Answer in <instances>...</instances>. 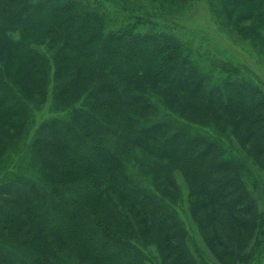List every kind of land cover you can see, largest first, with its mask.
<instances>
[{"label":"trees","instance_id":"obj_1","mask_svg":"<svg viewBox=\"0 0 264 264\" xmlns=\"http://www.w3.org/2000/svg\"><path fill=\"white\" fill-rule=\"evenodd\" d=\"M219 5V23L230 31L246 23L264 40V0ZM254 29L247 30L260 42ZM124 30L109 29L90 0H0V112L10 114L0 117V228L11 233L0 236V264H208L194 256L171 166L195 177L186 185L187 210L206 246L221 257L263 246L264 212L253 197L260 185L246 165L252 158L234 151L243 140L264 153V84L228 64L215 80L170 29ZM38 43L60 54L51 89ZM16 59L21 67L10 75ZM15 76L32 86L36 106ZM72 93L75 101L66 102ZM44 106L55 114L39 121L34 114ZM121 144L156 166L136 175Z\"/></svg>","mask_w":264,"mask_h":264},{"label":"rangeland","instance_id":"obj_2","mask_svg":"<svg viewBox=\"0 0 264 264\" xmlns=\"http://www.w3.org/2000/svg\"><path fill=\"white\" fill-rule=\"evenodd\" d=\"M81 1L85 2L86 0ZM162 1L164 2L165 0H90V7L93 10L100 9L101 7L104 11L109 29L111 27H124V31L128 32L130 35L141 36L148 30L153 34L155 32H160L159 30H163L164 33L165 31H169V29L172 30L173 35L175 34L176 37L180 39L179 41H183L190 45L193 52L199 55V59L205 66L207 65L212 68V75L217 81L220 78L219 74L222 66L228 64L238 70V73L243 74L246 78L252 80L255 78L264 84V45L261 43V41L264 42V40L262 32L252 28L246 23L239 24L238 28L240 30L235 29L230 31L226 27L225 22L219 23L216 15V11H218L219 8L222 10L219 5V0H214L216 3L212 2V0H185L180 5L177 2L176 4L178 6L169 4L172 0L164 2L165 4H161ZM236 12L237 13L234 14L232 13L233 19H236L238 14L241 13L240 10ZM245 29L246 33L249 32L248 30L254 29L261 41L258 42L257 39L251 35L253 34L251 32H249L250 36L241 35L245 32ZM90 31L92 30H87L88 33H90ZM34 38L38 37L35 36ZM34 47L45 55L48 65L46 89H51L53 85L56 84L55 81L61 77V74L54 75V65L59 61L57 56H60V54H58L49 43H38ZM86 47L87 49H92L94 47V42H88ZM22 58L24 62H27V57L24 54ZM85 60L84 57H79L75 60V63L83 64ZM17 67H21L18 59L11 62L10 69L8 70L9 74L13 75L14 69ZM37 77L44 81L45 77L41 74ZM14 80L20 83L18 87L19 93L22 94L30 105L36 106V101L38 102L39 99L33 98L34 90L32 86L28 82L23 81V83H21V79L17 76L14 77ZM78 92L77 90L73 91L74 94L76 93V95L79 96V94H77ZM73 93L70 94L71 96L68 98L65 97L67 94L63 95L61 98L65 97L63 99H66L65 101L67 102L73 97ZM82 99H84V96L79 97L76 102L82 104ZM73 100L72 98V101ZM63 108L65 110L67 106ZM52 114L55 113H51L48 111V106H44L42 113H36L34 115L36 119L38 118L39 121H41V116L50 117ZM196 114L197 118L203 121V119H201L202 117L198 113ZM0 117L10 118V114L2 111L0 112ZM189 117L191 118L190 120L197 119L195 116ZM220 124L225 126L226 129L228 128V130L231 129V125L226 121H220ZM241 133L242 130L239 131L236 129L235 136L240 139ZM11 134H13V132H11ZM242 141L239 143L240 148L237 147L238 151H234V153L236 156L241 157L246 156V153H248L252 158V160L250 158L246 160L249 164L245 163L248 165L247 167L254 172L257 182L260 185V189H258L259 192H257V189L253 190V197L257 205V213L259 214L264 212V153H257L255 151L256 146ZM234 144L237 145L235 142ZM117 150L124 151L121 154L125 164L129 169H132L136 175L140 176L142 173L146 174V168L154 164L153 158L147 156L137 148L130 149L124 144H121L117 147ZM160 163V160L155 162L157 165ZM14 164H16V161H14ZM74 169L83 170V167L76 164L74 165ZM170 169L173 177L176 178L179 191L181 190L180 200L183 202L182 217L189 229L190 238L192 239L191 247L193 250L197 249L194 255L195 258L198 260L199 257L197 255L199 254L208 264H264V244L261 248L255 250H250L249 248L243 251L238 248L234 252L230 251L229 254L226 252L225 256L221 257L215 252L217 248L214 249L212 246H206L202 242L196 226L190 219L187 210L188 198L186 185L189 184L194 186L196 184L195 177L190 174L184 175V171H179L175 166H171ZM249 183H251V181ZM250 189L252 190V187H250ZM167 200L169 202L172 199L167 197ZM61 225L69 230L68 224L62 222ZM9 234L11 235L10 232ZM9 234L8 231H2L0 228V236L7 238L10 237ZM142 242L144 243V239H142ZM151 247H148V249L152 250Z\"/></svg>","mask_w":264,"mask_h":264}]
</instances>
